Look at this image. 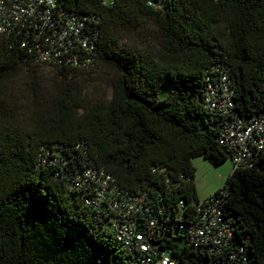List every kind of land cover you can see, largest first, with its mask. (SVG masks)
Returning <instances> with one entry per match:
<instances>
[{
	"label": "trees",
	"instance_id": "trees-1",
	"mask_svg": "<svg viewBox=\"0 0 264 264\" xmlns=\"http://www.w3.org/2000/svg\"><path fill=\"white\" fill-rule=\"evenodd\" d=\"M103 1L56 0L100 18L89 68L33 62L0 35V264H137L67 193L57 166L38 160L41 147L77 163L91 158L135 195L161 188L164 174L182 175L158 204L168 193L183 199L186 220L198 200L192 158H229L213 128L220 117L204 102L207 71L225 68L240 116L264 108V0ZM258 160L232 169L215 192L226 191L235 226L220 262L177 233L153 236L154 248L177 264H264V154ZM239 244L245 262L231 256Z\"/></svg>",
	"mask_w": 264,
	"mask_h": 264
},
{
	"label": "built area",
	"instance_id": "built-area-1",
	"mask_svg": "<svg viewBox=\"0 0 264 264\" xmlns=\"http://www.w3.org/2000/svg\"><path fill=\"white\" fill-rule=\"evenodd\" d=\"M108 2L112 0L103 1ZM99 22V16L93 13L59 8L56 0H0V35L17 41L36 63L73 68L94 66ZM234 95L224 67L217 65L207 71L204 102L207 109L220 117L213 128L218 141L227 149L233 169L261 167L258 159L264 154V108L240 116L235 110ZM75 148L85 153L86 145L78 143ZM41 150L38 160L44 165L57 166L55 173L64 179L67 193L89 207L96 219L108 224L113 240L129 251L137 264H177L170 255L154 248L153 236L177 233L190 249L207 252L217 262L233 242L234 217L224 209L223 189L197 200L192 214L185 220L183 199L174 203L173 195L168 193V202L158 204L166 189L180 186L182 175L174 179L164 174L161 188H153L151 195L146 192L135 195L119 185L113 175L95 168L91 158L85 157L77 163L73 159L77 155L64 157L58 151L50 152L44 147ZM245 250L239 244L231 256H240L239 262H245Z\"/></svg>",
	"mask_w": 264,
	"mask_h": 264
},
{
	"label": "rangeland",
	"instance_id": "rangeland-1",
	"mask_svg": "<svg viewBox=\"0 0 264 264\" xmlns=\"http://www.w3.org/2000/svg\"><path fill=\"white\" fill-rule=\"evenodd\" d=\"M42 68L49 69L45 65ZM167 88L168 86H164L160 90V94L163 95ZM192 164L195 167L196 195L200 201L220 190L225 185L226 179L233 169L232 161L229 158L220 165H213L199 155L192 158Z\"/></svg>",
	"mask_w": 264,
	"mask_h": 264
}]
</instances>
